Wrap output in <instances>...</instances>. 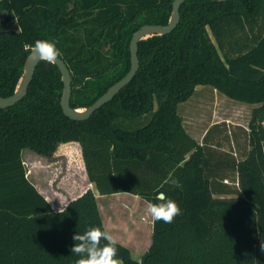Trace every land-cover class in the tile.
Listing matches in <instances>:
<instances>
[{"label": "trees", "instance_id": "obj_1", "mask_svg": "<svg viewBox=\"0 0 264 264\" xmlns=\"http://www.w3.org/2000/svg\"><path fill=\"white\" fill-rule=\"evenodd\" d=\"M171 1L0 0V96L13 92L36 42L53 41L71 73L70 105H90L128 71L132 33L167 23ZM179 14L172 31L138 43L132 80L87 119L63 113L48 59L26 95L0 108V264H75L74 232L105 229L91 188L55 210L27 178L24 148L50 158L70 141L99 194L150 203L164 191L182 209L153 223L140 260L117 242L123 264H264V0H186ZM198 85L254 104L236 158L223 122L201 142L185 129L177 108Z\"/></svg>", "mask_w": 264, "mask_h": 264}, {"label": "crops", "instance_id": "obj_2", "mask_svg": "<svg viewBox=\"0 0 264 264\" xmlns=\"http://www.w3.org/2000/svg\"><path fill=\"white\" fill-rule=\"evenodd\" d=\"M15 28V27H11ZM252 106L254 104H251ZM251 106V107H252ZM250 107V109H251ZM250 114V111H249ZM248 114V118H249ZM219 120H211L210 123L206 126L200 138L197 141L201 142L203 135L206 130L214 123H219ZM264 124V122H263ZM238 125V126H236ZM226 126V127H225ZM224 128L228 130L229 139L224 144V149H227L230 154V158L235 156L236 152H242L241 141L239 136L243 135V131L246 130V125L235 124L233 121H228L225 124ZM230 128H233L231 133ZM218 140V137L215 135L211 136L209 142H215ZM211 145V144H210ZM26 154H33L35 159H32L28 162V169L31 168V171L27 174V178L34 184L40 193H42L46 199L51 204L52 208L55 210L62 209L68 202L66 194L54 190V188H44L43 179L40 175L41 173L36 170V166L43 167L47 165L60 166L61 162H53L54 159L65 158L67 163L72 159H79L81 162L84 171V161L81 155L80 145L76 141H70L65 143H59L55 152L50 158L39 155L31 149H23ZM22 150V152H23ZM233 152V153H232ZM22 155V153H21ZM238 155V154H237ZM24 156L22 155V160L25 165ZM45 165H44V164ZM86 175V172H85ZM87 177V176H86ZM88 180V179H87ZM89 182V180H88ZM91 185L90 188L94 191L99 211L101 214L102 222L105 227L117 240L124 245H126L136 260H140L141 255L148 249L151 242L153 221L150 214L147 211L149 202L141 198L140 196L128 192H117L111 194L101 195L95 189L93 183L89 182ZM84 190V189H83ZM83 192V191H82ZM80 192V193H82ZM58 195V198H54V194ZM78 193L77 195H79ZM75 195V196H77ZM74 196V197H75ZM139 215V216H138ZM119 264H123L119 261Z\"/></svg>", "mask_w": 264, "mask_h": 264}, {"label": "rangeland", "instance_id": "obj_3", "mask_svg": "<svg viewBox=\"0 0 264 264\" xmlns=\"http://www.w3.org/2000/svg\"><path fill=\"white\" fill-rule=\"evenodd\" d=\"M3 17L4 13L0 19ZM16 26L15 20L7 23V27L16 28ZM251 106L250 103L231 99L209 85H198L195 87L194 94L178 105L177 111L182 115L183 124L188 133L199 139L212 119L219 120L224 124H227L228 121H233L235 124L247 125ZM230 130L232 133L233 128H230ZM224 144L225 142H223V147ZM22 155L24 156V166L27 175L31 171V168L28 169V162L35 159V157L31 152L25 155L24 150ZM53 162H61V164L60 166L47 165L39 168L36 166V170L41 173L45 189L52 187L56 191L63 192L66 194L67 200H69L78 193L90 188L91 185L79 159H72L67 163L65 158L59 157V159H54ZM54 195L56 199L59 194L56 195L55 193ZM119 261L122 262L120 259Z\"/></svg>", "mask_w": 264, "mask_h": 264}, {"label": "water", "instance_id": "obj_4", "mask_svg": "<svg viewBox=\"0 0 264 264\" xmlns=\"http://www.w3.org/2000/svg\"><path fill=\"white\" fill-rule=\"evenodd\" d=\"M186 0H172L171 10L168 17V21L165 24H144L135 30L129 41V59L130 66L126 74L117 80L114 84L109 86L107 90L101 94L96 100L86 107L75 108L70 105L71 96V73L66 63L59 57V55L51 60L60 74L62 81V89L59 97V103L63 113L71 119L85 120L96 109L100 108L103 104L111 100L125 85H127L139 68L138 60V42L144 40L153 35H164L172 31L180 18L179 9L183 2ZM213 1H225V0H213ZM41 59H47L42 57L37 50L36 46L32 47L27 53L22 67L21 75L17 81V84L13 92L8 96H0V108H5L14 104L22 99L26 93L29 83L32 80L37 63Z\"/></svg>", "mask_w": 264, "mask_h": 264}, {"label": "clouds", "instance_id": "obj_5", "mask_svg": "<svg viewBox=\"0 0 264 264\" xmlns=\"http://www.w3.org/2000/svg\"><path fill=\"white\" fill-rule=\"evenodd\" d=\"M36 48L40 55L49 61L59 54V49L53 41H37ZM170 182L177 187L180 186L177 179L173 178ZM147 211L153 223L157 221L172 223L174 218L182 213L179 203L164 191L156 193ZM72 239L74 243L70 251L78 257L75 264H119L117 240L107 229L91 226L83 232H74ZM262 249H264V244H262Z\"/></svg>", "mask_w": 264, "mask_h": 264}, {"label": "flooded vegetation", "instance_id": "obj_6", "mask_svg": "<svg viewBox=\"0 0 264 264\" xmlns=\"http://www.w3.org/2000/svg\"><path fill=\"white\" fill-rule=\"evenodd\" d=\"M142 25H144V24H142ZM142 25H140V26H142ZM140 26H139V27H140ZM139 27H138V28H139ZM138 28H137V29H138ZM137 29H136V30H137ZM132 34H133V33H132ZM131 36H132V35H131ZM130 39H131V37H130ZM129 41H130V40H129ZM139 42H140V41H139ZM139 42H138V43H139ZM129 66H130V65H129ZM71 80H72V78H71ZM114 83H115V82H114ZM114 83H113V84H114ZM110 86H111V85H110ZM106 90H107V89H106ZM103 93H104V92H103ZM103 93H102V94H103Z\"/></svg>", "mask_w": 264, "mask_h": 264}, {"label": "built area", "instance_id": "obj_7", "mask_svg": "<svg viewBox=\"0 0 264 264\" xmlns=\"http://www.w3.org/2000/svg\"><path fill=\"white\" fill-rule=\"evenodd\" d=\"M224 181H226V180H224Z\"/></svg>", "mask_w": 264, "mask_h": 264}]
</instances>
